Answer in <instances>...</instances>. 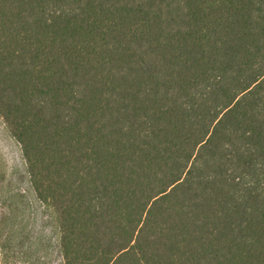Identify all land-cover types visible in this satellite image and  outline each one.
<instances>
[{
  "label": "trees",
  "instance_id": "16d2710c",
  "mask_svg": "<svg viewBox=\"0 0 264 264\" xmlns=\"http://www.w3.org/2000/svg\"><path fill=\"white\" fill-rule=\"evenodd\" d=\"M0 126L5 264H264V0H0Z\"/></svg>",
  "mask_w": 264,
  "mask_h": 264
},
{
  "label": "rangeland",
  "instance_id": "374dc122",
  "mask_svg": "<svg viewBox=\"0 0 264 264\" xmlns=\"http://www.w3.org/2000/svg\"><path fill=\"white\" fill-rule=\"evenodd\" d=\"M0 148L2 150V153L4 154V157L6 158L9 174L13 178V182L16 183L23 188L28 187V183L23 178L24 176V168L22 165V160L20 157L19 150L17 146L7 138V136L3 133L2 128L0 126ZM36 225H35V231L42 233L44 235H51L50 227L46 226L44 227L46 217L38 212L37 218H36ZM38 234V233H37ZM53 238V236H52ZM55 238L52 240L54 241ZM0 264H5L3 260L0 258ZM52 264H59L57 261H53Z\"/></svg>",
  "mask_w": 264,
  "mask_h": 264
}]
</instances>
